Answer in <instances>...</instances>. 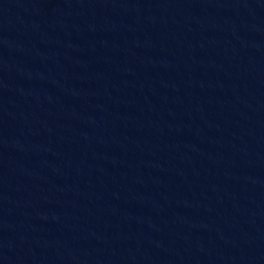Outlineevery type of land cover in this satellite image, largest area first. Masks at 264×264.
Masks as SVG:
<instances>
[{
    "label": "water",
    "instance_id": "1",
    "mask_svg": "<svg viewBox=\"0 0 264 264\" xmlns=\"http://www.w3.org/2000/svg\"><path fill=\"white\" fill-rule=\"evenodd\" d=\"M0 264H264V0H0Z\"/></svg>",
    "mask_w": 264,
    "mask_h": 264
}]
</instances>
